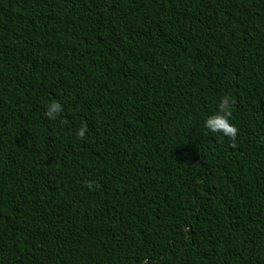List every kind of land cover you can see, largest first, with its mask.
I'll list each match as a JSON object with an SVG mask.
<instances>
[{
    "label": "trees",
    "instance_id": "obj_1",
    "mask_svg": "<svg viewBox=\"0 0 264 264\" xmlns=\"http://www.w3.org/2000/svg\"><path fill=\"white\" fill-rule=\"evenodd\" d=\"M145 262L264 264V0H0V264Z\"/></svg>",
    "mask_w": 264,
    "mask_h": 264
},
{
    "label": "clouds",
    "instance_id": "obj_2",
    "mask_svg": "<svg viewBox=\"0 0 264 264\" xmlns=\"http://www.w3.org/2000/svg\"><path fill=\"white\" fill-rule=\"evenodd\" d=\"M47 111L45 112V115L49 119H55V116L53 113L55 111L61 110V105L56 102L52 101L47 106ZM219 109L222 110L220 115H216L214 117L205 118L203 120V127L211 132V133H220L221 135L228 137V138H234L237 132V128L234 124L230 123V116H231V100L229 97L225 96L220 99V103L217 105ZM84 129L81 128L77 135L83 136ZM147 264V262H145Z\"/></svg>",
    "mask_w": 264,
    "mask_h": 264
}]
</instances>
